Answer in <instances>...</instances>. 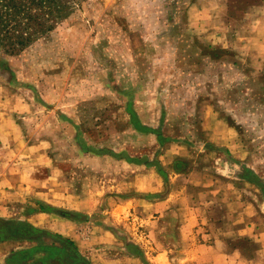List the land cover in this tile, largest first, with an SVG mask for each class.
I'll list each match as a JSON object with an SVG mask.
<instances>
[{"label":"rangeland","instance_id":"374dc122","mask_svg":"<svg viewBox=\"0 0 264 264\" xmlns=\"http://www.w3.org/2000/svg\"><path fill=\"white\" fill-rule=\"evenodd\" d=\"M0 124V264H264V0H0Z\"/></svg>","mask_w":264,"mask_h":264},{"label":"flooded vegetation","instance_id":"af4514ba","mask_svg":"<svg viewBox=\"0 0 264 264\" xmlns=\"http://www.w3.org/2000/svg\"><path fill=\"white\" fill-rule=\"evenodd\" d=\"M12 234L15 237L19 236H29L36 240V236H34L31 232L30 227L26 223L21 222H5L0 225V236L3 235H9ZM62 242V247L57 246H44V251L47 252V254H44V256L37 257L34 260L30 261L31 264H57V263H63L67 260L64 256H62L61 251L68 250L71 245L68 243V241ZM70 260V259H69ZM70 262V261H69ZM77 262V261H76ZM75 263V262H74ZM76 264V263H75Z\"/></svg>","mask_w":264,"mask_h":264},{"label":"crops","instance_id":"0c3cea01","mask_svg":"<svg viewBox=\"0 0 264 264\" xmlns=\"http://www.w3.org/2000/svg\"><path fill=\"white\" fill-rule=\"evenodd\" d=\"M0 128L1 127V124H0ZM10 221H14V222H21V223H26L24 221H19V220H13V219H5L4 217H0V225L5 223V222H10ZM30 224V223H29ZM27 239H33L31 237H26V236H19V237H15L13 236L12 234H9V235H3V236H0V242L2 243H7L8 241L9 242H15V241H22V240H27ZM56 239H59V238H56ZM60 240V239H59ZM65 240V239H64ZM62 241V240H61ZM63 242V241H62ZM64 243V242H63ZM48 247V246H47ZM25 249H16V251L12 252V254H14L16 257L18 256H21V255H24V253L26 251H23ZM62 256H64V253L62 254ZM37 258V257H36ZM34 258H32L30 261L34 260ZM30 261H27L26 263H23V264H31ZM65 263V262H64Z\"/></svg>","mask_w":264,"mask_h":264},{"label":"water","instance_id":"95a60500","mask_svg":"<svg viewBox=\"0 0 264 264\" xmlns=\"http://www.w3.org/2000/svg\"><path fill=\"white\" fill-rule=\"evenodd\" d=\"M55 237H57V238H59L60 240H62L63 242L65 241L64 240V238L63 237H61V236H59V235H57V236H55ZM65 243V242H64ZM80 258V255L79 254H77V258ZM69 259H67L66 261H65V263L63 262V263H57V264H71V263H69V261H68ZM82 262V261H81ZM83 263V262H82Z\"/></svg>","mask_w":264,"mask_h":264},{"label":"trees","instance_id":"16d2710c","mask_svg":"<svg viewBox=\"0 0 264 264\" xmlns=\"http://www.w3.org/2000/svg\"><path fill=\"white\" fill-rule=\"evenodd\" d=\"M26 224L30 227V229H34V228L36 229V227H34L33 225H31V224H29V223H26ZM26 237H29V236L26 235ZM61 237H62V236H61ZM81 260L83 261L84 264H85V263H86V264H90L89 261H88L87 259H85V258H81ZM81 264H82V263H81Z\"/></svg>","mask_w":264,"mask_h":264}]
</instances>
